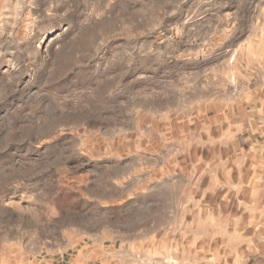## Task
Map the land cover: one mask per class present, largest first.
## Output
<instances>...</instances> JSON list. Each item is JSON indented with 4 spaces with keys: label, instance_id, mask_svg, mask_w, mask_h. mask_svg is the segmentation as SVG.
<instances>
[{
    "label": "rangeland",
    "instance_id": "374dc122",
    "mask_svg": "<svg viewBox=\"0 0 264 264\" xmlns=\"http://www.w3.org/2000/svg\"><path fill=\"white\" fill-rule=\"evenodd\" d=\"M97 246L264 264V0H0V264Z\"/></svg>",
    "mask_w": 264,
    "mask_h": 264
},
{
    "label": "crops",
    "instance_id": "0c3cea01",
    "mask_svg": "<svg viewBox=\"0 0 264 264\" xmlns=\"http://www.w3.org/2000/svg\"><path fill=\"white\" fill-rule=\"evenodd\" d=\"M124 256L121 252L104 246L91 248V252H87L83 256L71 260L70 264H146L140 260H123ZM64 263L65 260H62Z\"/></svg>",
    "mask_w": 264,
    "mask_h": 264
}]
</instances>
